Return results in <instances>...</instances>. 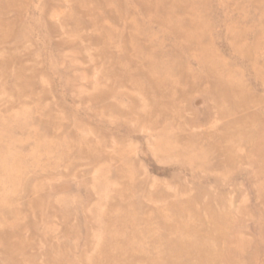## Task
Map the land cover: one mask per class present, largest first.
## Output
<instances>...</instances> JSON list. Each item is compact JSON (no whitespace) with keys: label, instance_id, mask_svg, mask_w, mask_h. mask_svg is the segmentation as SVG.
<instances>
[{"label":"rangeland","instance_id":"rangeland-1","mask_svg":"<svg viewBox=\"0 0 264 264\" xmlns=\"http://www.w3.org/2000/svg\"><path fill=\"white\" fill-rule=\"evenodd\" d=\"M0 264H264V0H0Z\"/></svg>","mask_w":264,"mask_h":264}]
</instances>
